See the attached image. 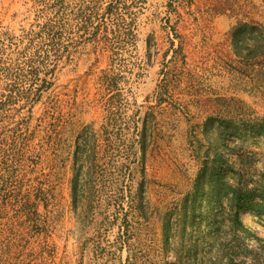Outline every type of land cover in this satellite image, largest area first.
Listing matches in <instances>:
<instances>
[{"label":"rangeland","instance_id":"1","mask_svg":"<svg viewBox=\"0 0 264 264\" xmlns=\"http://www.w3.org/2000/svg\"><path fill=\"white\" fill-rule=\"evenodd\" d=\"M243 20L263 0H0V264H264Z\"/></svg>","mask_w":264,"mask_h":264},{"label":"trees","instance_id":"2","mask_svg":"<svg viewBox=\"0 0 264 264\" xmlns=\"http://www.w3.org/2000/svg\"><path fill=\"white\" fill-rule=\"evenodd\" d=\"M264 2V0H263ZM231 47L236 53H242L239 56L244 63L253 62L256 58L264 56V24L250 21H239L232 28L229 35ZM89 135L86 134L84 140L89 141ZM145 135L141 134L143 141Z\"/></svg>","mask_w":264,"mask_h":264}]
</instances>
